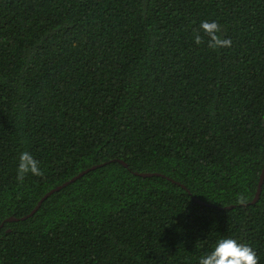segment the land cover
Instances as JSON below:
<instances>
[{"label": "trees", "instance_id": "trees-1", "mask_svg": "<svg viewBox=\"0 0 264 264\" xmlns=\"http://www.w3.org/2000/svg\"><path fill=\"white\" fill-rule=\"evenodd\" d=\"M263 170L264 0H0V264H264Z\"/></svg>", "mask_w": 264, "mask_h": 264}, {"label": "water", "instance_id": "water-1", "mask_svg": "<svg viewBox=\"0 0 264 264\" xmlns=\"http://www.w3.org/2000/svg\"><path fill=\"white\" fill-rule=\"evenodd\" d=\"M124 165H126V164H124ZM95 168H96V167H93L92 169H95ZM85 173H87V171H84V173H82V174L78 175L77 177L73 178L71 181H69V182H67V183H65V184H63V185H61V186H59V187L53 189L52 192L48 193V194H47V195H46V196H45V197H44V198L38 203L37 207L32 211V213L30 214V216L34 215V214L40 209V207H41L43 201H44L45 199H47L52 193L61 190L63 187L67 186L68 184H70V183H72V182H75V181L78 180L79 178L83 177V175H84ZM142 176L147 177V176H152V175H151V174H143ZM263 183H264V170H263V173H262V177H261L260 185H259V188H258V192H257L256 197H255V199H254V203H256V202L259 200L260 194H261V192H262V186H263ZM23 219H25V217H24ZM18 220H19V219H14V218L9 219V221H18Z\"/></svg>", "mask_w": 264, "mask_h": 264}]
</instances>
